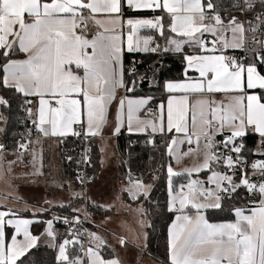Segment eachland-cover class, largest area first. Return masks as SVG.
Returning a JSON list of instances; mask_svg holds the SVG:
<instances>
[{"label":"snow or ice","instance_id":"obj_1","mask_svg":"<svg viewBox=\"0 0 264 264\" xmlns=\"http://www.w3.org/2000/svg\"><path fill=\"white\" fill-rule=\"evenodd\" d=\"M231 7L241 13L257 8L260 12L253 20L231 13L223 17L213 0H0V57L4 60L0 87L24 97L25 105L32 103L29 97L37 98L36 119L31 120L37 135H100L115 103L114 134L125 127L130 133L159 134L167 137L168 156L198 158L196 165L183 172L174 170L171 163L166 165L168 210L177 213L169 227V264H264V160L250 166L253 174L259 173L260 179L254 181L246 171L245 156L250 134L259 135L264 149V0H232ZM125 9L159 14L126 17ZM144 29L155 30L165 44L142 35ZM229 50L244 55L238 57ZM16 51L26 58L12 59ZM140 53L178 54L183 79L165 78L171 69L163 61L149 69L150 77L139 72L134 58L125 65L127 55ZM142 84L161 87L167 93L166 102L153 111V96L128 95ZM120 89L124 96L118 95ZM0 106L10 107L9 101L0 97ZM25 111L33 114L30 107ZM142 112L152 118L142 119ZM32 143L38 141L19 143L16 154L18 160L21 150L30 155L35 167L38 154L29 147ZM183 145H188L186 150L181 149ZM5 152L6 146L0 144V154ZM257 154L264 156V151ZM201 172L210 173L207 181L191 178ZM174 177H184L188 183L174 186ZM77 179L83 184L90 178ZM150 188L130 177L127 191L134 199L147 198ZM241 188L260 199L251 201V207L233 204L232 221L210 222L206 212L223 211L224 202L236 200ZM43 211L50 209L33 215ZM54 220L72 223L67 217L20 218L17 210L0 206V264H24L22 257L37 247L41 236L56 241ZM33 223H44L45 232L34 235ZM75 223H80L79 216ZM120 243L126 240L121 238ZM104 246L106 241L97 233L81 229L72 230L58 243L49 242L58 253L56 264H122L118 258H104Z\"/></svg>","mask_w":264,"mask_h":264},{"label":"trees","instance_id":"obj_2","mask_svg":"<svg viewBox=\"0 0 264 264\" xmlns=\"http://www.w3.org/2000/svg\"><path fill=\"white\" fill-rule=\"evenodd\" d=\"M213 3L220 5V14L228 16L229 13L236 15L239 18L241 14L237 12L236 8L231 7L232 0H213ZM256 11L260 12L257 8ZM250 15V13H249ZM158 42L161 46L165 44L162 37H159ZM185 51H189L186 49ZM21 52L12 54L14 57H22ZM136 59L139 63L137 65L138 70L142 74H147L151 76L149 69L157 62L163 61L171 71L166 73L165 78L167 79H183L184 66L183 62L178 54L174 53H164V54H153V53H142L127 55L125 57V65L129 66V62L132 59ZM3 57H0V64H3ZM2 75V73H0ZM127 79V77H126ZM159 79V78H158ZM133 96H153L154 100L151 102L150 107L156 108V106L164 101L167 97V93L159 86L150 87L148 84H142L133 93H128ZM0 97H4L9 101L10 107H3L4 118H5V131L2 136V140L6 149L16 152L17 146L20 139L22 138L24 131L27 130L31 125V118L28 112L25 111V107H30V105H25V98L17 94L13 90L0 87ZM30 99V98H28ZM31 100V99H30ZM28 116V117H27ZM167 139L166 136H156L150 137L148 135L143 136H133L122 134L117 138V151L124 161L125 168H127L132 173H138L140 175V180L144 184H150L151 191L149 197L142 199V204L144 208V215L149 219V226L147 227V243L144 250V255L149 256L154 262L159 264H169L168 256V240H169V226L175 217L176 213L170 212L168 210L169 206V189L166 180V165L172 163V159L165 152L164 141ZM155 141V146L151 141ZM246 146L249 151L245 154L249 161L247 173L251 172V164L259 158L256 153L257 146L260 144V137L257 134H250L246 138ZM77 142L73 136L66 138L64 141V150L61 155V163L63 170L66 174H69L72 179L77 183L76 176L73 172V165L77 161V151L74 146ZM97 142L94 139L92 142L93 149V165L91 168L93 174V180H95L97 173L101 169L100 162V150L97 146ZM66 156L71 158L72 163H65L64 159ZM239 176L235 177L238 179ZM184 177H174V186L180 185L183 182ZM239 197L234 201H225L224 210H211L206 212L207 218L210 222H227L234 220V214L229 211L230 207L234 204L236 207H250L249 195L243 188L239 190ZM257 199H260L258 196ZM256 199V200H257ZM81 198H76L74 204L65 205L64 207H59L61 214L66 217H72L77 212L73 209L78 208L81 205ZM90 219L88 226L90 231L95 229L94 218L102 219L115 214L112 208H105L100 206V204L91 203L89 206ZM43 223H36L32 226V232L35 235H39L43 229ZM58 226V225H57ZM60 229V234L57 240L63 239L62 229ZM79 253V249H74ZM103 255L106 258L111 257V253H105L102 250ZM57 253L56 249L48 247L45 245H39L32 249L25 257H22L24 264H56ZM113 256V253H112ZM19 264V262H18Z\"/></svg>","mask_w":264,"mask_h":264},{"label":"rangeland","instance_id":"obj_3","mask_svg":"<svg viewBox=\"0 0 264 264\" xmlns=\"http://www.w3.org/2000/svg\"><path fill=\"white\" fill-rule=\"evenodd\" d=\"M236 16V15H235ZM0 114H2V119H0V144L4 145L3 140H1L4 134V125L5 121L3 106H0ZM2 134V135H1ZM36 140V139H35ZM38 141V140H36ZM42 143V142H41ZM41 143H34L33 150L38 154V159L36 161L35 167L31 163L30 166H26V164L22 161L24 156L18 160L16 154L12 151L6 149V152L0 154V206L4 207H17V205L27 204V199L24 198L23 190L21 186L24 187H32V183L37 184V182L42 181L41 179L44 178L45 184L48 181L49 171H54L56 168H61V152L59 146H56L55 143L47 141L45 148V152L42 151ZM43 144V143H42ZM181 149H184V145L181 146ZM181 149H177V154L181 151ZM260 151H264V149L257 146L256 153ZM43 156L45 167L47 172L44 175H32V173L39 170L43 173L40 164L43 165ZM172 158V166L174 170L177 171H185L186 169L196 165L199 160L195 156H180L179 160L176 159L175 156H171ZM117 159L120 161L119 156L116 152V145L115 142L112 140H108L102 144V165L104 167L111 166L112 162ZM32 160V157H31ZM264 160V156L259 155V158L256 159L255 162ZM7 161H16L15 163L9 165ZM252 180L258 181L260 179L259 173L253 174V171L248 174ZM210 173L208 172H201L198 176L194 173L193 177H197L200 180L207 181ZM120 177H122L120 175ZM206 177V178H205ZM140 180V179H136ZM124 181V180H123ZM122 180L118 181L120 185L119 191L115 190L116 192L112 195V199L108 202V207L112 208L115 211V214L106 220H103L101 223V227L97 228V233L106 241V246L102 247L105 253L112 252L114 257H118L122 264H159L154 262L150 259L149 256L143 258L141 255V236L140 233L142 232V223L143 219L145 218L143 213V204H142V197L139 199H134L131 194L127 191L130 183L123 182ZM150 185V184H145ZM211 185V184H209ZM152 186V185H150ZM151 191V188H150ZM77 194L80 196V192H74L73 197H76ZM100 194L99 191H95V196L98 197ZM142 198V199H141ZM128 199H131V203H128ZM135 200V201H132ZM171 200V196L169 194V203ZM57 202H61L57 201ZM55 204L54 200H50V202L45 203L46 206H37V205H30L31 209L30 212L39 213L44 207L47 209H52ZM35 210L36 212H34ZM45 212V211H44ZM43 214V212H42ZM50 218L45 219L47 221ZM96 219V220H95ZM95 224L99 225L98 218L95 217ZM146 219V218H145ZM147 220V219H146ZM54 222V221H53ZM135 224V226H134ZM100 226V225H99ZM55 231L60 234V229L54 222ZM107 229V230H106ZM46 225L43 231L45 232ZM110 230V231H109ZM42 231V232H43ZM58 237V236H57ZM124 238L126 240V246H122L120 243V239ZM47 244L51 243H58L59 241H49V239L45 238ZM115 247L113 246V243ZM137 247L136 250L132 249L130 246ZM145 245V241L143 242ZM53 248V247H52ZM57 253V251H56ZM112 253L111 257L112 258ZM58 254V253H57ZM103 255V253H102ZM104 256V255H103ZM104 258H106L104 256ZM108 259V258H106Z\"/></svg>","mask_w":264,"mask_h":264},{"label":"crops","instance_id":"obj_4","mask_svg":"<svg viewBox=\"0 0 264 264\" xmlns=\"http://www.w3.org/2000/svg\"><path fill=\"white\" fill-rule=\"evenodd\" d=\"M158 14H159V12L154 14L152 12H147V11L140 12V13H134V12H130L127 9H125V16L126 17L127 16H140V17L151 18L153 15H158ZM224 17H227V16H224ZM141 34L142 35H152V36H154V38H155V40L157 42H158V39L160 37L153 30H147V29L141 30ZM186 49H188V48H186ZM188 50L190 51V49H188ZM16 53H19V51H16ZM21 53L23 54L22 57H14L12 59H17V60L25 59L26 58L25 54L23 52H21ZM140 54H142V53H140ZM189 75H196V74L195 73H189ZM118 95L119 96H124L125 95L124 90L120 89L119 92H118ZM129 96L137 97V96H133V95H129ZM29 98L32 101V103L30 104V108L32 109V113L33 114L29 115V113H28V115L31 118V120H33V119H36V115L35 114H36L37 109H38V101H37V98H35V97H29ZM217 98H219V97H217ZM166 100H167V97H166V99L163 102H166ZM154 109H156V108H154ZM117 115H118V109H117V106L115 105V103H113L112 106L109 109V112H108V121L103 126L101 134L94 137V139L96 140V142L98 144L97 146L99 147L100 154H101L100 162L102 161V144L105 143L108 140H112V141L115 142L116 152H117V155L119 156V159H120V161L115 159L112 162L111 166H109V167H104V165H102V162H101V169L99 170L95 180L91 184V188H90V204L91 203H96L98 205L100 204V206H103L105 208H109L108 207V202H109V200L112 199V195L116 192L115 190H117V192L120 190L119 187H120L121 184H119L118 181H120V180L123 181L124 180V181H126V183L127 182L130 183L126 179L127 168H125L124 161L121 159V156L118 154V151H117V144H116L117 143V138L119 136H121L122 134L133 135V136H143V135L150 136L148 131H145V132H131L130 133V132L127 131L126 127L121 129V132L119 134H114L113 130H114V127L117 124ZM140 115H141L142 119H151L152 118V117H150V115H148L147 113H144V112H142ZM3 119L5 121L4 117H3ZM5 125H6V122H5ZM5 125H4V131H5ZM78 126L79 125H74V128L77 129ZM71 136H73V135L69 134L68 136H65V137H57V136L44 137L43 135H38L36 137V140H38L40 143L41 142L43 143V144L41 143V146H42L41 148H42L43 152H45V148L44 147L46 146L47 141H49V142L55 143L56 146H59L60 152H61V155H62L63 150H64V139L68 138V137H71ZM156 136H161V135L154 134L153 136H150V137H156ZM91 137H93V136H91ZM1 140H2V138H1ZM36 140H34V141H36ZM33 145H34V143H32L31 149H33ZM187 147H188V145H184V150H186ZM194 147H195V145H194ZM13 153L16 154V152H14V151H13ZM21 156H23V155L20 154V157ZM16 157H17V154H16ZM24 157H26L27 160H29V165L28 166H30V164H31L30 163L31 162V156L26 154ZM23 159L24 158H22V161H23ZM44 161L45 160H44V156H43V161H42L43 162V168H42L43 175H44V173L47 172V169L45 167V162ZM66 173L67 172L63 170V167H61V168L59 167V168H56L54 171H49V175H48L49 177H48L47 184H45V181H44L45 177H44V178L41 179L42 181L37 182V184L32 183V187L31 188L30 187L29 188L28 187H24V185H22L21 189L23 190L24 198L27 199V204H23V205H19L18 204L17 207L16 206L15 207H6V209H8V210H17L18 213H19L20 218H26V219H39V220H44L45 221V219H47V218L53 219L54 217H66L65 215L60 213V211H59V207H61L60 205H71V203L74 204L78 194H77L76 197H73V194H74V192H80V188H79L78 184L75 183V180L72 179L70 177V175L66 174ZM120 175L122 177H120ZM234 179H235V177H234ZM205 186L209 187V188L213 187V185H209V184H206ZM95 191H99L100 192L98 197L95 196ZM80 195H81V192H80ZM142 198H144V197L142 196ZM50 200H54L55 201V204H54L53 208L50 211H45V212L43 211V214L42 215H38V216H34L30 212V209H31L30 205H37V206H43L44 205V206H46L45 205L46 201L48 203V202H50ZM60 200H61V202H57V201H60ZM258 200L259 199L255 200V201H258ZM132 201H135V200H132ZM128 203H131V199H128ZM43 209H47V208L44 207ZM75 209L78 210V211H75V212H80L82 210V204L78 208H75ZM33 211L36 212L35 210H33ZM89 216H90V214H89ZM111 216H113V215H111ZM111 216L99 219V221H98L99 223L98 224L100 226L95 224V226H96L95 229L91 230L90 233L97 232L98 231L97 228L101 227L102 221L106 220L107 218H109ZM144 217H145V215H144ZM145 218L143 219L142 232L140 233L141 244H142L140 247H141V255H143V258L146 257V256H144V250H145L146 243H147L146 242L147 241V227L149 226V219L146 218L147 219L146 220ZM173 220H174V218H173ZM173 220H172V222H173ZM33 224H36V223H33ZM33 224L30 226L31 232H32ZM134 226H135V224H134ZM44 228H45V224L43 225V229ZM43 229H42V231H43ZM42 233H44V231L41 232L39 235H41ZM168 234H169V231H168ZM144 241H145V245H143ZM39 245H45V246L49 247V245L47 244L46 239H45L44 236H41V240H40V242L38 243L37 246H39ZM113 246H114V248H116L114 243H113ZM122 246H126V244H124ZM130 247L132 249H135V250L137 248L135 246H130ZM112 258H118V257H114L113 256Z\"/></svg>","mask_w":264,"mask_h":264},{"label":"built area","instance_id":"obj_5","mask_svg":"<svg viewBox=\"0 0 264 264\" xmlns=\"http://www.w3.org/2000/svg\"><path fill=\"white\" fill-rule=\"evenodd\" d=\"M237 12L241 14L240 19L241 20H253L254 17L259 13V11L256 12H252L249 15V12H244L241 13L238 9ZM247 28V24L245 25ZM155 32V30H153ZM257 35H260L259 31H257L256 33ZM247 35H251L250 33ZM229 54L241 57L244 55L243 51L240 50H230ZM250 55V53H249ZM153 111H155L154 108H152ZM28 117V116H27ZM151 117V116H150ZM79 128V126L77 127V129ZM38 135L35 133L34 131V126L31 125L27 130L24 131V134L22 136V138L20 139L19 143L21 142H26V141H34L36 139ZM73 138L76 139V146L75 149L77 151V161L76 163H74L73 165V172L74 175L76 176V180H77V184L80 188V198H81V204H82V210L80 212H77L74 216L72 217H67L70 221H72L71 224H65L60 222L59 220H54V222L56 223V225L60 226L62 229V236L63 238L70 234V232L74 229H81V230H86L87 233H90V229L88 226V222L90 219L89 216V206H90V188H91V184H92V180H93V174L91 171L92 165H93V149H92V142L94 140V137L91 136H73ZM217 139H220V137H218ZM66 140V138L64 139V141ZM32 144L29 145V147L31 148ZM194 147V145L192 146ZM20 154H22L23 156H25L27 153L23 152L21 150ZM247 159V157H246ZM24 163L26 165H29V160H27L26 157H24L23 159ZM65 163L70 164L72 163L71 159H69V156H66L64 159ZM247 163L249 165V161L247 159ZM248 168V167H247ZM77 176H84V177H88L90 179H86L85 182L83 184L80 183V181L77 179ZM130 177L134 180L139 179L140 175L138 173H132L130 172L128 169L126 171V179L130 182ZM191 178H197V177H191ZM188 183V179H184L183 182H181V184H187ZM258 196H249V202L248 204H250L251 201H255L257 199ZM79 216L80 217V223H75V217ZM59 218H64V217H59ZM85 240V246H88V237L87 235H85L84 237Z\"/></svg>","mask_w":264,"mask_h":264}]
</instances>
